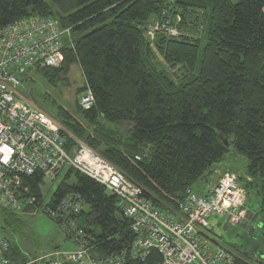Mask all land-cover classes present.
I'll use <instances>...</instances> for the list:
<instances>
[{"label":"trees","instance_id":"obj_1","mask_svg":"<svg viewBox=\"0 0 264 264\" xmlns=\"http://www.w3.org/2000/svg\"><path fill=\"white\" fill-rule=\"evenodd\" d=\"M34 14L59 19L71 28V39L60 67L33 70L57 85L68 83L72 65L78 64L84 76L78 93L90 90L94 98L90 109L77 103L84 122L57 107L55 117L69 148L76 144L74 137L82 140L167 213L179 210L189 189L204 193L214 165L235 151L247 159L242 186L255 190L264 211V0H0L2 26ZM177 16L180 35L158 32L150 41L146 33L152 21L168 18L174 24ZM201 31L204 36L196 37ZM43 180L40 172L23 176L37 198L23 213L41 205ZM68 193L79 194L89 207L73 218L86 231L92 256L129 250L131 221L115 194L69 168L45 212L50 216ZM3 210L7 224L19 213ZM51 218L64 229L62 220ZM4 237L9 264H41ZM243 256L253 261L252 253ZM161 260L154 250L145 261L128 258L126 264Z\"/></svg>","mask_w":264,"mask_h":264},{"label":"built area","instance_id":"obj_2","mask_svg":"<svg viewBox=\"0 0 264 264\" xmlns=\"http://www.w3.org/2000/svg\"><path fill=\"white\" fill-rule=\"evenodd\" d=\"M176 20L174 24L168 18L150 23L147 37L152 42L158 32L177 37L181 18L177 16ZM70 39L71 28H64L52 16L28 15L0 25V207L21 211L37 200L29 194L23 176L40 172L53 180L68 166L100 182L118 197V207L131 221L134 239L128 251L104 258L92 256L88 235L73 218L84 208L82 198L68 193L49 214L63 221L75 248L55 250L37 261L126 264L128 258L145 261L155 250L162 259L158 264H241V260L253 264L239 250L214 246L209 236L212 216L227 215V224L254 231L256 215L247 206V191L237 174L221 173L217 182L208 183L204 193L189 189L179 210L167 213L143 196L140 185L88 144L74 137L76 144L69 148L60 122L23 95V74L37 67H60L63 48ZM93 104L91 91H85L79 105L90 109ZM8 249V240L0 234L3 264H9L5 257Z\"/></svg>","mask_w":264,"mask_h":264},{"label":"rangeland","instance_id":"obj_3","mask_svg":"<svg viewBox=\"0 0 264 264\" xmlns=\"http://www.w3.org/2000/svg\"><path fill=\"white\" fill-rule=\"evenodd\" d=\"M231 1L236 3L238 0ZM153 22L155 21H152V24ZM200 29L202 30V28ZM195 36L203 37L204 32L195 33ZM202 41V45H204L205 40L202 39ZM159 59L165 64L163 59ZM68 78V83L59 82L57 85H52L41 73L31 70L28 72L26 81L23 82L21 92L29 101L55 119L57 107L61 105L74 114L78 120L84 122L82 116L76 112L77 103L79 104L80 97L86 91L78 93L84 84V76L78 64L72 65ZM68 170V166L64 167L53 180L49 177L44 178L40 187L43 199L36 210L27 213L19 211L14 217V221L7 224L5 219H8V215L0 207V234L16 243L31 260L55 250L75 248L74 242L67 238L63 225L53 220L44 210L59 184L65 179ZM213 170L212 175L214 176L210 182L215 181L225 171L245 177L247 159L242 154L232 151L224 160L216 163ZM72 181L73 178L70 179V182ZM260 203L261 198L255 190L247 192V206L256 215L253 222V233L241 225L227 224V215L222 218L212 216L208 226L209 236L214 241L212 244L239 250L242 253H252L253 264H264V211H262ZM84 210L88 212L89 207L85 205ZM84 222L85 218H82L81 223ZM94 230L98 231V228H94ZM0 264H3L1 260Z\"/></svg>","mask_w":264,"mask_h":264},{"label":"crops","instance_id":"obj_4","mask_svg":"<svg viewBox=\"0 0 264 264\" xmlns=\"http://www.w3.org/2000/svg\"><path fill=\"white\" fill-rule=\"evenodd\" d=\"M213 176H214V175H211V178H212V179L210 178L211 181L213 180ZM217 179H218V178H217ZM217 179H216L215 181H213V182H214V183L217 182V181H218ZM213 182H212V183H213ZM204 184H205V183H204ZM204 191H205V190H204ZM61 250H62V249H61ZM66 250H67V249H66ZM0 260H1V258H0ZM1 262H2V261H1Z\"/></svg>","mask_w":264,"mask_h":264},{"label":"water","instance_id":"obj_5","mask_svg":"<svg viewBox=\"0 0 264 264\" xmlns=\"http://www.w3.org/2000/svg\"><path fill=\"white\" fill-rule=\"evenodd\" d=\"M224 142H225V144H226L227 146H229V147L231 148V146L229 145L228 140L225 139Z\"/></svg>","mask_w":264,"mask_h":264}]
</instances>
